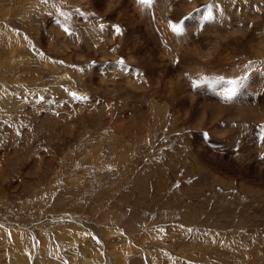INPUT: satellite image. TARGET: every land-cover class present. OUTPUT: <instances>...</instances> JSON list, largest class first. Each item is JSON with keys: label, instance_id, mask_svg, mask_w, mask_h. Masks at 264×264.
Masks as SVG:
<instances>
[{"label": "rangeland", "instance_id": "374dc122", "mask_svg": "<svg viewBox=\"0 0 264 264\" xmlns=\"http://www.w3.org/2000/svg\"><path fill=\"white\" fill-rule=\"evenodd\" d=\"M217 4L0 0V264H264V0Z\"/></svg>", "mask_w": 264, "mask_h": 264}, {"label": "bare ground", "instance_id": "6f19581e", "mask_svg": "<svg viewBox=\"0 0 264 264\" xmlns=\"http://www.w3.org/2000/svg\"><path fill=\"white\" fill-rule=\"evenodd\" d=\"M228 2H232V0H227ZM211 2H212V4H213V6H215V9H218V4L217 3H219L220 2V0H211ZM257 4V3H256ZM218 11V10H217ZM253 14V13H252ZM251 16H253V15H251ZM261 16V15H260ZM258 20V19H257ZM255 23H256V21H255ZM236 32H239V30H236ZM252 78H253V76H252ZM259 78V82H262V79L260 80V77H258ZM255 79H257V78H255ZM254 79V80H255ZM253 80V81H254ZM258 81V80H257ZM252 99L251 98H249L247 101H245V102H243V103H238V104H236V114H240L241 116H243V115H245V107H249V106H252L253 105V103H252V101H251ZM206 99L204 100V104L206 103ZM218 102H219V100H218ZM257 103H259V102H257ZM192 105V104H191ZM241 105H248V106H241Z\"/></svg>", "mask_w": 264, "mask_h": 264}]
</instances>
